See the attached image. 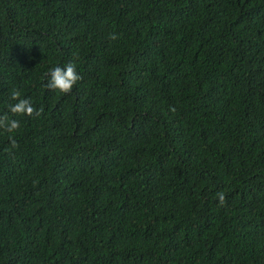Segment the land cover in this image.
I'll use <instances>...</instances> for the list:
<instances>
[{
  "label": "trees",
  "instance_id": "trees-1",
  "mask_svg": "<svg viewBox=\"0 0 264 264\" xmlns=\"http://www.w3.org/2000/svg\"><path fill=\"white\" fill-rule=\"evenodd\" d=\"M4 113L0 264H264V0H0Z\"/></svg>",
  "mask_w": 264,
  "mask_h": 264
},
{
  "label": "clouds",
  "instance_id": "clouds-1",
  "mask_svg": "<svg viewBox=\"0 0 264 264\" xmlns=\"http://www.w3.org/2000/svg\"><path fill=\"white\" fill-rule=\"evenodd\" d=\"M110 39H116L115 34H110ZM81 79L77 72V65L73 61L67 62L63 67L55 66L48 73V81L46 87L50 90H58L62 93L70 92L74 85ZM10 99L16 101L14 104L9 105V112L13 116H28L39 117L43 108L37 109L30 98L22 97L19 90L13 89L10 93ZM20 128V121L15 118H10L8 113L0 115V130L9 133V142L11 148L19 147L18 141L15 139L14 133ZM245 147H249L247 144ZM219 202H225V195L223 192L217 193Z\"/></svg>",
  "mask_w": 264,
  "mask_h": 264
}]
</instances>
